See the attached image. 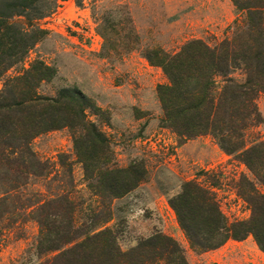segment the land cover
<instances>
[{
	"label": "rangeland",
	"instance_id": "374dc122",
	"mask_svg": "<svg viewBox=\"0 0 264 264\" xmlns=\"http://www.w3.org/2000/svg\"><path fill=\"white\" fill-rule=\"evenodd\" d=\"M8 6L0 9L10 23L27 29L30 22L44 35L0 79V90L35 62L43 63L53 77L37 93L50 98L64 90L80 93L88 103L86 120L109 141L114 166L139 163L146 175L124 197L100 199L87 188L71 130L36 137L31 150L44 172L7 194L16 214L0 222V264H37L49 258L36 254L33 217L41 203L64 197L74 205L75 227L88 235L111 231L122 251L162 234L177 242L188 264H264V254L251 237L208 252L189 247L168 200L184 183L194 182L213 194L229 223L247 220L250 210L237 196L236 185L241 176L250 175L210 137L180 142L162 127L156 89L168 81L146 60L153 50L175 54L193 40L215 46L231 39L234 22L243 17L231 0H43L20 16H11L14 10ZM231 78L243 80L239 71ZM255 104L261 123L245 132L246 147L264 140L263 94ZM7 191L1 175L0 198Z\"/></svg>",
	"mask_w": 264,
	"mask_h": 264
},
{
	"label": "trees",
	"instance_id": "16d2710c",
	"mask_svg": "<svg viewBox=\"0 0 264 264\" xmlns=\"http://www.w3.org/2000/svg\"><path fill=\"white\" fill-rule=\"evenodd\" d=\"M41 1L0 0V7L9 5L14 10L11 16H20ZM231 2L243 16L234 22L231 39L215 46L193 40L175 54L153 50L146 60L168 81L156 89L162 127L180 142L210 137L250 175L241 176L236 185L237 196L250 210L247 220L229 223L213 194L194 182L184 183L168 200L189 247L208 252L228 241L251 237L264 254V193L259 190H264V140L249 147L244 141L247 129L261 123L255 100L264 95V5L261 0ZM9 18L0 9V79L44 35L30 22L22 29ZM235 71L242 73L241 82L231 78ZM52 77L51 68L35 62L8 79L0 90V176L8 190L0 198V222L16 214L7 194L25 186L30 176L44 172L30 145L44 133L64 128L72 131L73 151L87 188L100 199L124 197L146 175L139 163L114 166L109 141L86 120L88 103L80 93L64 90L54 98L37 93L39 85ZM73 213L74 205L65 197L37 206L33 217L38 228L36 254L40 258L50 255L37 264H188L170 237L155 234L122 251L109 230L82 233L74 225ZM80 237L84 238L78 241Z\"/></svg>",
	"mask_w": 264,
	"mask_h": 264
}]
</instances>
